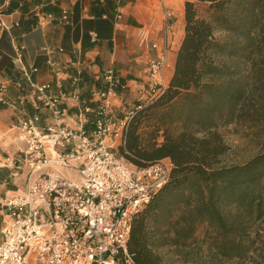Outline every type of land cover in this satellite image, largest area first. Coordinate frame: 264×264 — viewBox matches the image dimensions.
I'll return each mask as SVG.
<instances>
[{
    "label": "built area",
    "instance_id": "1",
    "mask_svg": "<svg viewBox=\"0 0 264 264\" xmlns=\"http://www.w3.org/2000/svg\"><path fill=\"white\" fill-rule=\"evenodd\" d=\"M158 2L167 19L165 39L159 54L147 60L144 72L151 90L142 102H149L164 88L161 73L172 26L165 0ZM4 3H0L1 31L10 28L1 19ZM36 17L38 27L54 21L64 24L68 11L62 9L57 19L43 12ZM90 38L94 41L96 35L90 33ZM151 47L158 45L154 42ZM14 62L21 63L19 50ZM30 70L25 72L28 80L37 71ZM77 81L72 78L73 83ZM102 81L105 89L91 93V102L97 103L94 107L78 93L48 95L47 85L36 86L49 111L48 120L41 126L39 115H21L14 123L24 143L18 168L25 173L22 186L0 201V264H137L128 250L131 225L167 181L171 162L164 158L141 167L120 153L128 123L141 105L118 116L116 108L123 104L118 88L124 87L112 67L103 71ZM68 98L80 106L78 127L66 123L68 111L60 108ZM88 114H93L90 130L84 127Z\"/></svg>",
    "mask_w": 264,
    "mask_h": 264
},
{
    "label": "trees",
    "instance_id": "2",
    "mask_svg": "<svg viewBox=\"0 0 264 264\" xmlns=\"http://www.w3.org/2000/svg\"><path fill=\"white\" fill-rule=\"evenodd\" d=\"M199 5L205 6L208 18ZM83 23H94L99 39L100 30L111 26L101 16ZM215 28L222 38L216 37ZM89 29L84 35L88 42ZM183 31L168 85L149 102L138 103L141 108L130 119L120 149L137 166L164 158L171 162L167 181L133 219L128 250L137 264H159L146 224L166 193L186 186L196 193V214L225 235L232 228L245 234L248 224L264 223V149L243 163L222 165L220 157L230 147L218 131L243 125L264 146V0H185ZM178 100L187 105L182 130L175 136L164 132L159 144L143 141L140 128L148 111ZM221 207L234 213L224 214ZM260 262L264 264V255Z\"/></svg>",
    "mask_w": 264,
    "mask_h": 264
},
{
    "label": "crops",
    "instance_id": "3",
    "mask_svg": "<svg viewBox=\"0 0 264 264\" xmlns=\"http://www.w3.org/2000/svg\"><path fill=\"white\" fill-rule=\"evenodd\" d=\"M184 1L172 0L174 6L168 10L172 17L169 19L177 17L175 21L171 20L172 29L176 24L182 27L181 37ZM64 8L68 11L66 23L54 21L44 27L37 26L38 12L50 13L57 19ZM1 12V19L10 28L0 30V201L21 187L24 180L25 171L18 168L24 143L13 128L14 123L21 115H39L41 126L48 120L49 111L43 106L35 87L47 85L45 93L48 95L78 93L81 99L90 101L94 107L97 103L91 102V93L105 89L102 73L112 67L120 86L124 87L118 88L123 104L116 108V114L123 116L150 93L151 86L144 71L147 60L159 54L167 21L158 0H10L3 4ZM99 16L108 18L111 24L100 30V39L94 32V23H83L84 19L92 20ZM86 29L93 30L88 31L89 42L84 36ZM90 33L96 35L94 41ZM174 34L172 32L167 37L170 48L161 73L163 87L172 77L180 44V41L176 43L171 39ZM154 42L157 49L151 47ZM17 50L21 54L20 64L14 62ZM31 67L37 71L30 73L28 80L25 72H30ZM73 77H77L76 83L72 82ZM60 108L68 111V125H80L77 102L68 98ZM87 117L84 127L90 130L93 128V114ZM1 227L0 210V230Z\"/></svg>",
    "mask_w": 264,
    "mask_h": 264
},
{
    "label": "rangeland",
    "instance_id": "4",
    "mask_svg": "<svg viewBox=\"0 0 264 264\" xmlns=\"http://www.w3.org/2000/svg\"><path fill=\"white\" fill-rule=\"evenodd\" d=\"M165 2L168 8L174 6L172 0ZM199 11L204 18H208L205 6L199 5ZM175 19L177 17L169 19V23ZM172 32L175 34L171 35V39H175L176 43L181 42L183 35L181 37L180 24L174 25ZM215 33L217 38H222L223 34L217 28ZM186 116L187 105L179 100L166 107L151 108L141 124V139L159 144L164 132L170 136L177 135L184 126ZM218 131L230 147L220 157L222 165L243 163L264 149L254 138L253 131L243 125L223 126ZM195 198L196 193L187 186L171 194L166 193L160 208L148 220V243L159 264H261L264 223L248 224L245 234L240 229L232 228L225 235L213 224L200 219L194 207ZM222 210L224 214L234 213L231 207H221ZM233 245L241 248L236 249Z\"/></svg>",
    "mask_w": 264,
    "mask_h": 264
}]
</instances>
